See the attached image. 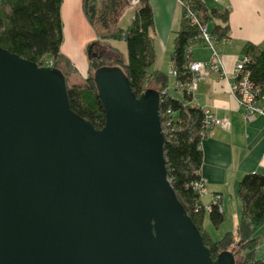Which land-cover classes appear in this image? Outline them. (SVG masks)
I'll list each match as a JSON object with an SVG mask.
<instances>
[{
	"label": "water",
	"instance_id": "water-1",
	"mask_svg": "<svg viewBox=\"0 0 264 264\" xmlns=\"http://www.w3.org/2000/svg\"><path fill=\"white\" fill-rule=\"evenodd\" d=\"M94 74L101 129L60 71L0 47V264H235L168 178L161 93L137 97L116 65Z\"/></svg>",
	"mask_w": 264,
	"mask_h": 264
},
{
	"label": "trees",
	"instance_id": "trees-1",
	"mask_svg": "<svg viewBox=\"0 0 264 264\" xmlns=\"http://www.w3.org/2000/svg\"><path fill=\"white\" fill-rule=\"evenodd\" d=\"M64 0H0V47L16 54L38 66H51L60 71L68 84L69 74L77 72L73 63L61 53L63 44V21L61 5ZM190 3L204 24H212L211 34L217 43L230 38L229 12L208 8L203 0H183ZM128 0H83L85 17L97 32L96 41L88 50L91 52L87 76L83 84L68 85L70 107L82 119L89 120L94 127L101 129L105 124L104 108L94 83L95 72L103 66L117 64L127 74L132 92L140 97L150 88L162 92L168 85V77L163 72L150 73L156 63L153 31L154 16L148 0H141L135 8L134 19L126 28L117 26L120 16L129 7ZM183 19L175 32L172 65L178 71V81L189 82L191 74L189 64L194 60L189 48L202 43L197 27ZM125 41L127 62L120 56L119 50L110 43ZM204 43V42H203ZM216 43V44H217ZM205 44V43H204ZM193 50V48H192ZM114 56H116L114 58ZM243 56L250 61L246 71L254 86L259 89L258 99L264 97V49L260 45L248 42ZM51 62L52 65L49 64ZM184 98L191 101L186 93ZM161 102V111L171 108L176 115V128L165 142L168 178L185 211L203 235L211 257L218 259L222 252H230L236 258L235 264H264L256 258L260 242L264 240V175L246 174L242 177L238 189L243 202V213L235 233L228 232L222 239L215 241L204 230L206 215L215 227L221 226L225 215L219 205H211L205 210L198 191L193 189L201 178L203 152L201 142L210 129H206L205 113L197 107L178 101L168 93ZM200 205V208L198 206Z\"/></svg>",
	"mask_w": 264,
	"mask_h": 264
},
{
	"label": "crops",
	"instance_id": "crops-1",
	"mask_svg": "<svg viewBox=\"0 0 264 264\" xmlns=\"http://www.w3.org/2000/svg\"><path fill=\"white\" fill-rule=\"evenodd\" d=\"M82 1L64 0L61 5L63 44L60 51L73 63L77 73L78 62L84 63L86 77L89 66V63H85L86 49L96 41L97 32L85 17ZM203 1L210 9L215 7L219 10L227 9L229 12L230 38L224 44H216L223 57L226 77L218 73L207 75L199 84L191 101H186L184 94L176 90V80L170 74V69L173 62L171 55L175 50V32L179 30L183 19L182 7L178 0H148L154 16L155 29L152 35L157 60L149 71L151 74L160 71L167 75L169 85L164 91L173 98L191 107L197 106L204 112L209 111L230 123L226 128L217 126L210 129L200 145L204 158L200 168L201 177L205 180L207 191L201 197V202L206 209L218 196L221 211L225 215L224 222L219 227H215L206 215L203 226L206 234L218 241L228 232L235 233L240 224L243 202L238 186L242 177L252 173L264 175V114L247 120L231 90L236 65L244 57L246 44L250 42L264 49V0ZM134 14L135 8L125 9L117 26L123 29L129 26L135 17ZM208 30H212L210 23ZM169 48L170 67L165 69L164 59L162 58L160 64L159 58L161 54L168 52ZM209 56L210 50L203 42L193 45L194 60H208ZM172 90L182 97H175ZM259 103L264 111V99H260ZM257 254L264 262V245L259 246Z\"/></svg>",
	"mask_w": 264,
	"mask_h": 264
},
{
	"label": "built area",
	"instance_id": "built-area-1",
	"mask_svg": "<svg viewBox=\"0 0 264 264\" xmlns=\"http://www.w3.org/2000/svg\"><path fill=\"white\" fill-rule=\"evenodd\" d=\"M129 5H132L133 8H136L141 0H128ZM183 8L185 19L188 23L192 26H195L199 30V36L205 43L206 47L210 50V58L208 60H192V62L188 66V70L191 74V79L189 82H181L178 81V71L172 65L170 69V74L175 78L176 84L175 88L177 91L181 93H186L193 98L194 93L196 92L199 84L203 81V79L211 74V73H218L223 77H226L227 72L224 68L223 57H221L218 48L216 46V37L212 35L208 30V25L204 24L198 14H196L195 10L193 9L192 5L187 1L178 0ZM228 38L224 37L221 41L222 44L228 42ZM192 48H189L188 53H192ZM250 61V58L244 56L242 60H240L236 67V71L234 74V84L231 87V90L239 103V107L241 111L244 113L247 120L255 118L261 114H264V111L260 105V99H264V97L258 99L259 89H257L253 82L249 78V74L246 71V65ZM50 65L51 62H49ZM165 91L161 92V102L165 101L167 95ZM205 127L206 129H212L214 127H223L226 128L230 125L229 122L222 120L215 116L214 114L210 113L209 111H205ZM160 115H161V126L163 128L164 135L166 137V141L169 140V135L175 130L176 128V115L171 108H166L161 111L160 105ZM193 189L198 191L200 197L207 193L205 187V180L201 177L199 181L195 182L193 185ZM214 205L220 204V198L216 196L213 199ZM200 208V205L198 206ZM211 205L207 207L205 210L209 211ZM221 209V205L219 206Z\"/></svg>",
	"mask_w": 264,
	"mask_h": 264
},
{
	"label": "rangeland",
	"instance_id": "rangeland-1",
	"mask_svg": "<svg viewBox=\"0 0 264 264\" xmlns=\"http://www.w3.org/2000/svg\"><path fill=\"white\" fill-rule=\"evenodd\" d=\"M128 8H133V6L132 5H130ZM134 9V8H133ZM127 26V25H126ZM84 30V29H83ZM86 31V30H85ZM85 34V33H84ZM86 35V34H85ZM87 38V37H86ZM110 45H111V47L113 48H116L117 50H119V52H120V56H121V58H122V60L124 61V62H127L126 61V59H127V50H126V42L125 41H115V40H113L111 43H110ZM172 47H173V44H172ZM171 47V48H172ZM170 54H171V49L169 48L168 49V52H166V53H163V55L161 54L160 55V58H159V60H160V64H161V61H163L162 60V58L164 59V66H165V69L167 68V67H170V66H168V65H170L169 64V61H170ZM116 56H114V58H115ZM88 61H89V52H88V50L86 49V54H85V63H88ZM110 65L111 66H114V65H116V66H118L117 64H114L113 65V63H110ZM78 67H79V72L77 73V72H71L69 75V78H68V86L69 87H71L72 85H80V84H83L84 83V80H85V78L86 77H84L85 75H84V67H85V65H84V63H82V62H78ZM172 92V94L175 96V97H179V98H181L182 96L179 94V93H177V92H174L173 90L171 91ZM264 245V241H261L260 242V245L259 246H263ZM259 248V247H258ZM260 255L259 254H257L256 253V258H258V259H260L261 260V258L259 257ZM263 261V260H262Z\"/></svg>",
	"mask_w": 264,
	"mask_h": 264
}]
</instances>
